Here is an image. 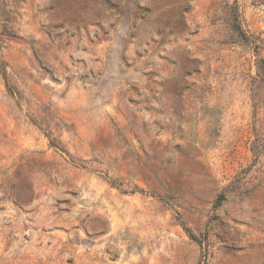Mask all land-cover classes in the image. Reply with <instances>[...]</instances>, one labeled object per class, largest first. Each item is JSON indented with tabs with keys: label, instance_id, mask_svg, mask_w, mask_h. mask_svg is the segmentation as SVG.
Listing matches in <instances>:
<instances>
[{
	"label": "rangeland",
	"instance_id": "rangeland-1",
	"mask_svg": "<svg viewBox=\"0 0 264 264\" xmlns=\"http://www.w3.org/2000/svg\"><path fill=\"white\" fill-rule=\"evenodd\" d=\"M0 264H264V0H0Z\"/></svg>",
	"mask_w": 264,
	"mask_h": 264
}]
</instances>
